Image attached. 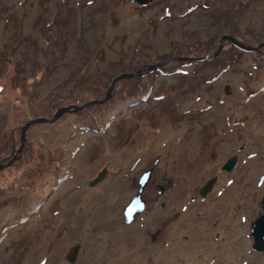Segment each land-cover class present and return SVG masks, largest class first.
<instances>
[{"label":"rangeland","instance_id":"1","mask_svg":"<svg viewBox=\"0 0 264 264\" xmlns=\"http://www.w3.org/2000/svg\"><path fill=\"white\" fill-rule=\"evenodd\" d=\"M225 34L263 43L264 0H0V155L27 119L137 72L29 127L0 169V264H116L121 249L120 264H227L223 247L231 264H264L249 234L264 195V45L223 38L200 58ZM146 169L143 208L125 222Z\"/></svg>","mask_w":264,"mask_h":264},{"label":"water","instance_id":"2","mask_svg":"<svg viewBox=\"0 0 264 264\" xmlns=\"http://www.w3.org/2000/svg\"><path fill=\"white\" fill-rule=\"evenodd\" d=\"M139 3H145L149 0H135ZM222 38H228L230 39L234 44L238 45L239 47H242L244 49H253L254 47H246L245 45H243L241 42L235 40L232 36L230 35H222L219 38V42L221 41ZM262 43H259V45ZM221 47V43H219L218 48L216 49V51L212 52V53H205L204 55H202L200 58H206L209 56H214L217 54V52L220 50ZM256 48V47H255ZM185 58V57H184ZM191 58V57H188ZM137 74L136 71L134 72H124V73H120L117 75H114L111 78V81L109 82V84L107 85V88L105 89V93H104V97L103 98H95V99H91V100H87L84 101L80 104H74V103H70L67 105H63L58 107L54 114L47 118V117H36V118H29L27 119L20 127V140L22 141L23 136H24V129L32 124V123H37V122H42V121H52L56 116H58L62 111H76L78 109H81L83 106L90 104V103H100L102 101H104L106 98H108V96L110 95V89L113 85V82L119 78V77H130ZM13 159V157L9 158L6 163L0 164L1 166H5L7 165L11 160ZM149 170L150 169H146L144 171H142V173L140 174V176L137 179V188H136V193L129 199V201L124 205L123 207V215H124V221L125 222H130V220H132V215L134 212L137 211H141L143 208V199L141 198V190L142 187L144 185V183L146 182L148 175H149ZM250 228H249V234L252 237V249L254 251H264V195H261L260 197V211L258 212L257 216L250 222Z\"/></svg>","mask_w":264,"mask_h":264},{"label":"bare ground","instance_id":"3","mask_svg":"<svg viewBox=\"0 0 264 264\" xmlns=\"http://www.w3.org/2000/svg\"><path fill=\"white\" fill-rule=\"evenodd\" d=\"M126 103V102H125ZM122 104H124V103H122ZM120 106H122L121 104H119L118 105V107L117 108H120ZM108 120V119H107ZM107 122V121H106ZM52 130V129H51ZM50 130V131H51ZM49 132V131H48ZM64 132V131H63ZM54 135V134H53ZM61 135V134H60ZM65 135H66V133H65ZM141 135V134H140ZM58 136V135H57ZM62 136V135H61ZM144 138H145V136L144 135H142ZM64 137V136H63ZM56 138V137H55ZM161 138V137H160ZM63 139V138H62ZM46 140L48 141L49 139L47 138V136H46ZM55 140V139H54ZM58 140V139H57ZM56 140V141H57ZM61 140V139H60ZM74 140V139H73ZM50 141V140H49ZM53 141V140H52ZM52 141H50V142H52ZM62 141V140H61ZM139 141H141V137H140V140ZM158 141V140H157ZM235 141V140H234ZM53 142H55V141H53ZM74 142V141H73ZM46 143H48V142H46ZM67 144H68V142H66ZM65 143V144H66ZM138 143V142H137ZM136 143V144H137ZM46 145H48V144H46ZM62 145V144H61ZM74 145V144H73ZM168 145V144H167ZM63 146V145H62ZM64 147V146H63ZM127 147V146H126ZM82 148V147H81ZM104 148V147H103ZM130 148V147H129ZM105 150V149H104ZM118 151H121V154L123 153V152H125V151H123V149H119ZM66 152H67V150H66ZM80 152V151H79ZM129 152H131V151H129ZM83 153V152H82ZM180 153H181V151H180ZM117 155V153L116 152H114V151H108L107 152V156H108V160H109V167L111 168V169H113L114 167L113 166H115V165H117V162H116V159H114V155ZM125 154V153H124ZM123 154V156L122 155H120V156H122V159L121 158H119V160L117 159V161H118V163L119 162H121L122 163V160L124 159V157H125V155ZM115 155V156H116ZM129 155V154H128ZM135 155V154H134ZM76 156V155H75ZM77 157V156H76ZM74 158V157H73ZM78 158V157H77ZM128 158V157H127ZM131 157H129V159H130ZM76 159V158H75ZM133 159V158H132ZM106 160V159H105ZM125 160V159H124ZM77 161V160H76ZM116 163V164H115ZM130 163H132V162H130ZM88 164V163H87ZM123 164H125V163H123ZM90 165V164H89ZM120 165V164H119ZM88 166V165H87ZM67 163L65 162V161H63V164H62V169L60 170V174L59 175H56L55 176V179L56 180H54V183L57 181V180H60L61 178L60 177H63L62 175H65V174H67ZM69 169V168H68ZM88 169V168H87ZM115 170V169H114ZM119 170V169H118ZM121 170V169H120ZM117 172V171H116ZM121 173H122V170H121ZM111 174H113V172L111 173L110 172V174L109 175H111ZM114 175V174H113ZM59 176V177H58ZM50 176L48 175L46 178H43V180H41V182H40V184H38V186L39 187H41L42 188V186H43V189H44V191H43V193H40L41 191L39 190V193L38 194H34L33 196H32V199L29 201V202H27V203H29V204H38L39 202H40V200L42 199V197L43 196H45V194H47L48 193V187H46L45 186V179H47L48 180V178H49ZM110 177V176H109ZM122 177V176H121ZM52 178V177H51ZM50 178V179H51ZM113 180L114 179H116V178H112ZM112 180V181H113ZM106 181V180H105ZM106 183V182H105ZM109 183V182H108ZM51 184H52V182H51ZM51 184H49V185H51ZM56 184V183H55ZM65 184V183H64ZM63 184V185H64ZM110 184V183H109ZM103 185V184H102ZM108 185V184H107ZM112 186V185H111ZM110 187V186H109ZM117 188V187H116ZM59 193H60V191H62L63 190V186L61 185V187H59ZM95 189H90V188H85L84 189V191H85V194H86V196H85V198L87 197V199H89L90 198V196H91V194L93 193V191H94ZM107 191V190H106ZM101 192V191H100ZM58 193V194H59ZM91 193V194H90ZM102 193H105V192H102ZM98 195V194H97ZM76 196V195H75ZM74 196V197H75ZM93 196V195H92ZM105 196V195H104ZM99 197V196H98ZM106 197V196H105ZM114 197V196H113ZM71 198V197H70ZM104 198V197H103ZM69 199V198H68ZM70 200V199H69ZM75 202V201H74ZM27 203H25V204H23V205H26L27 206ZM62 204V203H61ZM64 204V203H63ZM68 211V210H67ZM153 211V210H152ZM65 212V211H64ZM69 213V212H68ZM65 214H67V213H65ZM76 214V213H75ZM62 215V214H61ZM150 215V214H149ZM184 215H185V213H184ZM72 216V215H71ZM76 216V215H75ZM148 216V215H147ZM142 217V216H141ZM76 218V217H75ZM144 218V217H143ZM80 219V218H79ZM140 219V218H139ZM83 221V220H82ZM85 221V220H84ZM103 226V225H102ZM101 226V227H102ZM86 230V229H85ZM102 232V231H101ZM106 232V231H105ZM102 234H104V233H102ZM84 236V235H83ZM88 237V236H87ZM107 238V237H106ZM70 241V240H69ZM92 241V240H91ZM90 242V241H89ZM78 243V242H77ZM86 243V242H85ZM93 243V242H92ZM108 243V242H107ZM114 243V242H113ZM119 243V242H118ZM126 243V242H125ZM133 243V242H132ZM131 243V244H132ZM196 243V242H195ZM195 243H194V245H195ZM248 245L250 244V243H248V242H246ZM62 244V243H61ZM67 244V243H66ZM80 245H81V243H79ZM78 244V245H79ZM111 244V243H110ZM127 244V243H126ZM178 244V243H174V247L176 246V245ZM88 245H90V244H88ZM122 245H124V244H122ZM180 245V244H179ZM191 245V244H190ZM248 245H246V246H248ZM105 246H107V245H105ZM110 246V245H109ZM119 246V245H118ZM178 246V245H177ZM199 246V245H198ZM245 246V248L247 249V247ZM63 247H65V245L63 246ZM93 247V246H92ZM95 247H97L96 245H95ZM99 247V246H98ZM186 247V246H185ZM80 248V247H79ZM104 248V247H103ZM109 248V247H108ZM187 248H189V247H187ZM63 249V248H62ZM69 249V248H68ZM95 249V248H94ZM119 249H121V248H119ZM176 249H177V247H176ZM179 249V248H178ZM181 249V248H180ZM179 249V250H180ZM224 249H226V247H223V248H221V252H222V256H223V258H228L229 259V255H230V253H234V252H232L233 251V249H226L225 251H223ZM70 250V249H69ZM122 250V249H121ZM120 250V255H119V257H118V261H117V263L116 264H120V262L122 261L123 262V260H126L127 259V256H126V252L125 251H121ZM184 251L186 250V248L185 249H183ZM201 246H199V247H195V248H191L190 247V249L188 250V252L186 253V255H187V257H189V256H193L194 255V253L196 252V251H200V253H202L201 252ZM81 251V250H80ZM105 251H107V250H105ZM166 251H168V250H166ZM175 251V250H174ZM181 251H182V249H181ZM220 252V251H219ZM168 253V252H167ZM172 253H175V252H172ZM171 253V254H172ZM179 254H181L182 255V253H180V251L178 252ZM184 253V252H183ZM207 253V252H206ZM82 254V253H81ZM104 254V253H103ZM111 254V253H110ZM170 254V253H169ZM213 253H211L210 255H212ZM105 255V254H104ZM168 255V254H167ZM215 255H216V253H215ZM233 255V254H232ZM82 256V255H81ZM110 256V255H109ZM164 256H165V253H164ZM171 255H169V257H170ZM175 256H178V255H175ZM197 256H199V255H197ZM196 256V257H197ZM83 257H84V255H83ZM102 257V256H101ZM100 257V258H101ZM105 257V256H104ZM196 257H192V258H189V260H188V262H189V264H201V263H203V264H208V262L207 261H205L204 259H200V258H196ZM159 258V257H158ZM172 258V257H171ZM174 258V257H173ZM215 259H216V257H214ZM81 259H83V258H81ZM98 259V258H97ZM144 259V258H143ZM169 259V258H168ZM167 258H166V260H168ZM175 259V258H174ZM183 259V258H182ZM181 259V260H182ZM206 259V258H205ZM227 259V264H231V260L229 261ZM99 260V259H98ZM107 260V259H106ZM165 260V259H164ZM163 260V261H164ZM177 260H178V257H177ZM224 260V259H223ZM97 261V260H96ZM169 261V260H168ZM174 261H176V260H174ZM180 261V260H179ZM208 261H209V259H208ZM222 261V260H221ZM145 262V261H144ZM144 262H143V264H144ZM165 262V261H164ZM170 262V261H169ZM176 262H178V261H176ZM181 262V261H180ZM207 262V263H206ZM210 262V261H209ZM90 263V262H89ZM100 263V262H99ZM112 262H107L106 264H111ZM124 263H125V261H124ZM173 263V262H172ZM179 263V262H178ZM212 263V262H211ZM91 264H93V263H91ZM121 264H123V263H121ZM157 264H159V263H157ZM162 264H164V263H162Z\"/></svg>","mask_w":264,"mask_h":264},{"label":"flooded vegetation","instance_id":"4","mask_svg":"<svg viewBox=\"0 0 264 264\" xmlns=\"http://www.w3.org/2000/svg\"><path fill=\"white\" fill-rule=\"evenodd\" d=\"M225 35H230V34H225ZM230 36H232V35H230ZM232 37H233V36H232ZM233 38H234V37H233ZM224 39L230 41V43L233 45V47H235V48H237V49H241V50H250V49H244V48H242V47H239L238 45L234 44V43H233L230 39H228V38H224ZM224 39L222 38V41L219 42V43H221V47H220V49L222 48V42H223ZM234 39L237 40V41H239V42H241V43H242L243 45H245L246 47L249 46V45L245 44L244 42H242V41H240V40H238V39H236V38H234ZM219 43H218V45H219ZM260 43H262V42H260ZM218 45H217V48H218ZM261 45H264V42H263ZM261 45L257 44V45L249 46V47H254L252 50H255V49H257V48H258L259 46H261ZM255 47H256V48H255ZM219 51H220V50H219ZM219 51H218V52H219ZM218 52H217V53H218ZM189 57H190V56H189ZM32 124H34V123H32ZM32 124L28 125V126L24 129V136H23L22 141L20 140V129H19L18 142H17L16 144H15L14 142H12V143L10 144V146H9V152H8L7 154H2V155H0V164L6 163V161H7L9 158L13 157V159H12L7 165H5V166H1L0 169L12 165L16 160H18V159H20V158L22 157V154H23V153H25L26 148H24V144H25L26 136H27V134H28V129H29V127H30Z\"/></svg>","mask_w":264,"mask_h":264}]
</instances>
